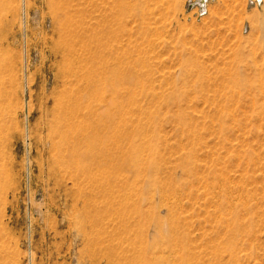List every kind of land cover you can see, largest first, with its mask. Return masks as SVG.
<instances>
[{"label": "rangeland", "instance_id": "rangeland-1", "mask_svg": "<svg viewBox=\"0 0 264 264\" xmlns=\"http://www.w3.org/2000/svg\"><path fill=\"white\" fill-rule=\"evenodd\" d=\"M1 1L0 58L15 63L22 108L6 118L0 138V264H264V71L227 109L214 89L197 87L200 64L209 67L221 51L253 49L255 62H264L259 2L151 0L147 22L127 19L104 37L103 0L70 2L68 20L57 8L62 0ZM65 23L82 73L93 77L107 66L112 79L120 59L150 88L136 99L151 115L138 119L154 146L159 170L151 179L160 187L136 186L151 199L139 214L138 198L127 199L123 188L127 172L91 168L72 180L55 163L54 99L76 87L62 78ZM154 216L178 220L185 256L179 246H150L159 240Z\"/></svg>", "mask_w": 264, "mask_h": 264}, {"label": "bare ground", "instance_id": "bare-ground-1", "mask_svg": "<svg viewBox=\"0 0 264 264\" xmlns=\"http://www.w3.org/2000/svg\"><path fill=\"white\" fill-rule=\"evenodd\" d=\"M26 1L28 0L22 2L25 3ZM49 1L52 6L56 5V0ZM87 1L89 0H62L57 8L63 11L68 20L71 11L70 2L82 4ZM150 1L103 0L104 11L101 28L104 31V37L110 36V34L113 37L118 29L125 25L127 19L132 22L137 20H140L141 23L147 22L151 11ZM257 1L259 4L255 6L259 8L261 18H263L262 23L259 22L260 24L256 28L261 34L262 44L259 49L261 53H264V0ZM249 2L253 3L254 0H249ZM2 4L3 2L0 0V9ZM27 10L29 11V9ZM61 33L63 40L57 48L63 52L65 64L62 78L68 84L74 83L76 87L68 93H59L54 99L49 138L54 151L55 163L58 168L71 175L73 179H70L72 180L83 178L85 174L92 173L90 172L92 171L91 168L109 167L114 176L122 171L127 172L128 174L123 180V188L128 191L127 197H125L127 199H133L134 196L138 198L137 202L135 200L133 202V213L139 214L143 201L150 203L151 199L150 197H143V193H139L136 186L141 182L146 190L149 188L156 190L160 187L156 179H151L153 174L159 170L157 161L155 162L154 157H150L151 152L154 151V146L150 143L151 139L145 132V125L140 123V119H138L142 114L151 115L150 112L137 108L136 99V95L142 92L147 94L150 88L142 84L141 75L137 73L136 67H127L126 71H123V65L118 58L119 65L112 69L115 74L112 79L107 76L108 71H110L107 66L95 76L93 74V77L82 73L78 66L81 59L72 46L71 40L68 39V37H72V32L67 23L62 25ZM4 40V34L0 29V49ZM118 50L119 45L115 44L112 53L116 54ZM252 50L234 49L232 51L231 49V52L221 51L209 67L201 63L200 68H198V86L196 85L198 90L202 92L214 89L215 93L224 97L220 100L226 104L224 109L232 107L229 105L236 99L235 95L241 96L247 90L245 86L250 82V79L255 80L257 75L264 71V62L259 66L252 56ZM230 55L232 60L229 61ZM14 64L0 58V138L3 136L2 133L5 131L7 122H9L6 118L9 116L13 118L17 115L18 108H22L17 99L18 77L17 71L14 73L16 67ZM146 77L148 78V75ZM90 89V93L86 91ZM26 94L27 90L25 89ZM91 99L92 101H90ZM26 103L23 104L24 110L28 108H26ZM216 113H219L217 109L213 117L218 118ZM142 154L146 156L143 158ZM98 173L97 175H99ZM110 181L114 182L113 180ZM166 200L168 201V199ZM152 219L155 221L154 227L158 230L159 240L157 241L152 237L150 246L156 249H169L170 252L174 250L172 247L179 246L181 254L185 256L187 239L183 235L180 237L178 220L173 221L170 218L168 222L166 220L163 222L157 217ZM227 222L229 221L227 220ZM233 227H236L234 231L237 232L239 227L234 225ZM176 235L179 237H175Z\"/></svg>", "mask_w": 264, "mask_h": 264}]
</instances>
